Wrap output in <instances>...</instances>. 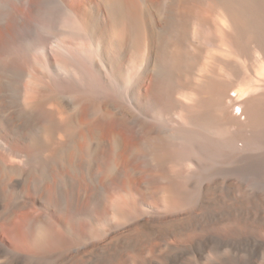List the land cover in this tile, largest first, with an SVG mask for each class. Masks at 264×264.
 I'll use <instances>...</instances> for the list:
<instances>
[{
    "label": "bare ground",
    "instance_id": "6f19581e",
    "mask_svg": "<svg viewBox=\"0 0 264 264\" xmlns=\"http://www.w3.org/2000/svg\"><path fill=\"white\" fill-rule=\"evenodd\" d=\"M0 264H264V0H0Z\"/></svg>",
    "mask_w": 264,
    "mask_h": 264
},
{
    "label": "rangeland",
    "instance_id": "374dc122",
    "mask_svg": "<svg viewBox=\"0 0 264 264\" xmlns=\"http://www.w3.org/2000/svg\"><path fill=\"white\" fill-rule=\"evenodd\" d=\"M38 210L41 211V208H39Z\"/></svg>",
    "mask_w": 264,
    "mask_h": 264
}]
</instances>
